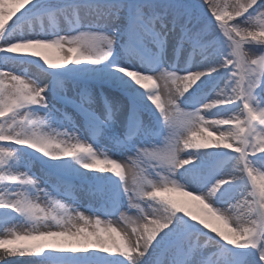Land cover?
Wrapping results in <instances>:
<instances>
[{
    "label": "snow or ice",
    "instance_id": "6c2138e0",
    "mask_svg": "<svg viewBox=\"0 0 264 264\" xmlns=\"http://www.w3.org/2000/svg\"><path fill=\"white\" fill-rule=\"evenodd\" d=\"M0 264H264V0H0Z\"/></svg>",
    "mask_w": 264,
    "mask_h": 264
},
{
    "label": "bare ground",
    "instance_id": "6f19581e",
    "mask_svg": "<svg viewBox=\"0 0 264 264\" xmlns=\"http://www.w3.org/2000/svg\"><path fill=\"white\" fill-rule=\"evenodd\" d=\"M169 195H173L176 197H183L184 194L182 192L177 191V192L169 193Z\"/></svg>",
    "mask_w": 264,
    "mask_h": 264
},
{
    "label": "rangeland",
    "instance_id": "374dc122",
    "mask_svg": "<svg viewBox=\"0 0 264 264\" xmlns=\"http://www.w3.org/2000/svg\"><path fill=\"white\" fill-rule=\"evenodd\" d=\"M18 227H24L23 225H19Z\"/></svg>",
    "mask_w": 264,
    "mask_h": 264
}]
</instances>
